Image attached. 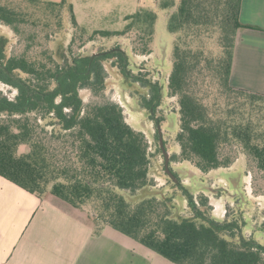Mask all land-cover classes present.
Here are the masks:
<instances>
[{"label": "trees", "instance_id": "obj_1", "mask_svg": "<svg viewBox=\"0 0 264 264\" xmlns=\"http://www.w3.org/2000/svg\"><path fill=\"white\" fill-rule=\"evenodd\" d=\"M240 5L157 0L170 10L167 29L175 35L167 92L178 104L179 152L170 160L207 173L243 154L248 170L264 178V93L230 83ZM155 19L154 11L141 8L125 17L121 30L87 32L71 0H0V25L15 37L12 44L0 33V84L14 91L0 89V176L85 215L94 233L110 227L172 264H264V242L243 232L240 189L232 179L236 205L223 218L212 214L207 196L195 199L176 173L178 183L166 174L171 192L153 188L144 133L105 94L107 64L127 78L126 52L119 46L96 54L81 50L97 38L135 33V50L147 54ZM139 80L148 88L140 106L155 113L161 88L136 74L133 81ZM82 89L90 92L87 102ZM176 189L191 215L179 212Z\"/></svg>", "mask_w": 264, "mask_h": 264}, {"label": "rangeland", "instance_id": "obj_2", "mask_svg": "<svg viewBox=\"0 0 264 264\" xmlns=\"http://www.w3.org/2000/svg\"><path fill=\"white\" fill-rule=\"evenodd\" d=\"M71 3L76 21L87 32L97 29L121 30L126 24L125 17L141 8L155 12L156 19L153 24V39L149 53L141 54L135 50L137 46L135 33L97 38L86 43L81 50L96 54L98 50H114L116 46H119L126 52L129 68L127 78L121 75L115 66L110 67L107 64L105 94L110 100L123 107L126 122L144 133L149 144V152L153 154L150 158V176L156 183L153 188L163 187V193L173 190L171 185L166 183V174L169 170L176 178V183H178V178L174 173L177 174L181 183L188 187L195 199L201 194L207 196L212 214L223 218L226 209L232 210L236 205V200L232 197L234 192L230 183L232 179L240 189L238 197L243 202L240 207L246 220V225L243 227L244 234L248 236L252 233L258 240L264 242V178L259 171L248 170L243 154H239L229 167H220L207 173L201 172L189 161L170 160L171 154L179 152V145L175 140L178 131V104L176 97L170 96L167 92V78L171 70V55L175 38V35L167 29L170 10L159 8L157 0H71ZM0 33L8 35L12 44L15 42L14 34L7 26L0 25ZM71 33L72 28L69 26L67 39ZM136 74L141 78L150 79L152 83L157 82L161 88L160 104L155 113L146 111L140 106V96L144 94L147 97L148 88L142 86L140 80L133 81ZM0 89L9 94L14 92L10 87L2 84H0ZM80 94L84 101L90 100V92L87 89H82ZM157 117L162 118L161 123L157 122ZM160 138L164 151L167 153V161L161 148V152L156 150L157 146L160 147ZM176 190L177 195L174 200L179 212L191 215L192 211L187 206L186 200L179 196L181 191ZM46 199L51 201L49 197L40 199V201ZM80 218L83 228L88 230L86 236L85 231L81 233L82 244H139L110 227H104L102 235L96 239H89V236L94 235L95 237L97 233H94L93 226L85 215ZM254 227L257 230H254ZM61 229L59 225L56 230ZM49 230L51 229L46 231L49 232ZM157 256L167 264H172L164 257L158 254Z\"/></svg>", "mask_w": 264, "mask_h": 264}, {"label": "crops", "instance_id": "obj_3", "mask_svg": "<svg viewBox=\"0 0 264 264\" xmlns=\"http://www.w3.org/2000/svg\"><path fill=\"white\" fill-rule=\"evenodd\" d=\"M239 21L230 83L264 93V0H241ZM17 187L0 176V264H167L141 244H82L81 216Z\"/></svg>", "mask_w": 264, "mask_h": 264}, {"label": "water", "instance_id": "obj_4", "mask_svg": "<svg viewBox=\"0 0 264 264\" xmlns=\"http://www.w3.org/2000/svg\"><path fill=\"white\" fill-rule=\"evenodd\" d=\"M160 148L164 152L165 160L167 161V153L164 151L161 138H160ZM167 174L174 182H176V178L174 177V175L169 170H167Z\"/></svg>", "mask_w": 264, "mask_h": 264}]
</instances>
